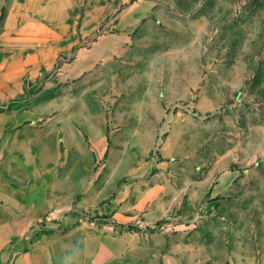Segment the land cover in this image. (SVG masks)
I'll list each match as a JSON object with an SVG mask.
<instances>
[{
    "label": "rangeland",
    "instance_id": "374dc122",
    "mask_svg": "<svg viewBox=\"0 0 264 264\" xmlns=\"http://www.w3.org/2000/svg\"><path fill=\"white\" fill-rule=\"evenodd\" d=\"M6 136L41 210L0 264L113 237L124 261L137 232L152 264H264V0H6Z\"/></svg>",
    "mask_w": 264,
    "mask_h": 264
},
{
    "label": "crops",
    "instance_id": "0c3cea01",
    "mask_svg": "<svg viewBox=\"0 0 264 264\" xmlns=\"http://www.w3.org/2000/svg\"><path fill=\"white\" fill-rule=\"evenodd\" d=\"M6 0H0V11L3 9ZM9 138L4 137L2 152L0 157V240H6L12 234H19L24 229V224L34 221L33 216L39 213L41 205L38 192L24 189L10 188L7 179V170H9ZM17 168H15L16 170ZM136 252L129 259L122 260V241L118 237L112 238V245L109 239L97 241V245L89 248L87 245L80 247L77 252L68 251L64 248V264H152L146 239L137 232ZM146 237V236H145ZM143 239V240H142ZM142 240V241H141ZM129 245V242H128ZM53 248L40 246L34 247L32 252L24 254L18 261V264H55L49 259V254ZM56 249V248H55Z\"/></svg>",
    "mask_w": 264,
    "mask_h": 264
}]
</instances>
